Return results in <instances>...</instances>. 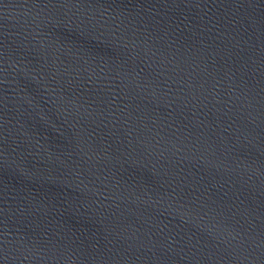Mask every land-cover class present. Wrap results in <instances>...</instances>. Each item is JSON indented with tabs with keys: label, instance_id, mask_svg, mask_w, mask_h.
I'll use <instances>...</instances> for the list:
<instances>
[{
	"label": "water",
	"instance_id": "95a60500",
	"mask_svg": "<svg viewBox=\"0 0 264 264\" xmlns=\"http://www.w3.org/2000/svg\"><path fill=\"white\" fill-rule=\"evenodd\" d=\"M0 264H264V0H0Z\"/></svg>",
	"mask_w": 264,
	"mask_h": 264
}]
</instances>
